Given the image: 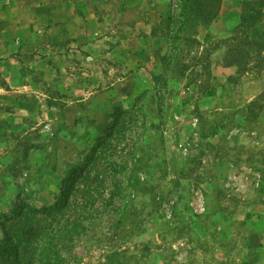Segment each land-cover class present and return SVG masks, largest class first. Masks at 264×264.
<instances>
[{"label": "rangeland", "instance_id": "1", "mask_svg": "<svg viewBox=\"0 0 264 264\" xmlns=\"http://www.w3.org/2000/svg\"><path fill=\"white\" fill-rule=\"evenodd\" d=\"M181 9L0 0V240L17 217L20 264H264V0Z\"/></svg>", "mask_w": 264, "mask_h": 264}, {"label": "trees", "instance_id": "2", "mask_svg": "<svg viewBox=\"0 0 264 264\" xmlns=\"http://www.w3.org/2000/svg\"><path fill=\"white\" fill-rule=\"evenodd\" d=\"M222 0H181V15L186 17V19L193 17V18H200L205 23H210L215 17H217L220 9H221ZM250 9V7H249ZM251 9H255L253 6H251ZM251 11V10H250ZM243 21L251 22L249 23L250 27H253L257 23V16L251 15L248 19V16L243 17ZM233 40H236L237 37H233ZM263 45L259 48L261 55L259 56V65L263 66L264 64V42ZM235 52L228 55L227 58H225V65H241L242 64V57H240L241 52H238L236 49H234ZM263 54V55H262ZM118 118L116 119L114 126L109 130V133L105 137H102L99 140V143L96 144V147L94 148V152L91 154L90 160L93 161L96 158L97 153L100 151L98 148L99 146L103 145V143H106L107 141L112 138L113 133L115 132L116 127L118 126L120 122V118L122 117V113H120ZM125 114V113H124ZM115 128V129H114ZM32 212H49L52 211L53 207H46V208H30ZM15 220L10 224L12 225L10 230L11 234L14 238H16L17 243L14 241H3L0 240V264H20L22 255L25 253V248L28 249V246L30 247V243L27 244H21L22 236L25 232L24 226L18 227V222L20 220L16 219L17 217H14ZM27 245V246H26ZM30 259H27L26 262H29Z\"/></svg>", "mask_w": 264, "mask_h": 264}]
</instances>
